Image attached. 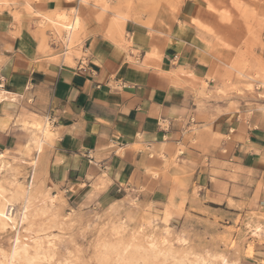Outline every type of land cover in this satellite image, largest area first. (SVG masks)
<instances>
[{
    "label": "crops",
    "instance_id": "1",
    "mask_svg": "<svg viewBox=\"0 0 264 264\" xmlns=\"http://www.w3.org/2000/svg\"><path fill=\"white\" fill-rule=\"evenodd\" d=\"M67 6L66 0H34L25 6L31 12L18 10L16 20L8 9L0 11V139L23 146L32 138L24 122L46 121L53 136L36 158L47 185L90 205L117 201L143 183L140 199L164 205L171 187L143 176L149 159L138 148L170 152L180 145V159L192 164V181L199 177L208 189L201 154L186 138L196 126L205 129L204 136H220L212 149L216 160L264 182V113L232 111L238 107L233 100L198 95L208 36L191 20L206 23L202 8L183 6L164 33L128 19L117 34L108 30V21L86 16L72 50L79 55L66 62L65 51L46 42L50 33L42 32L33 15Z\"/></svg>",
    "mask_w": 264,
    "mask_h": 264
},
{
    "label": "rangeland",
    "instance_id": "2",
    "mask_svg": "<svg viewBox=\"0 0 264 264\" xmlns=\"http://www.w3.org/2000/svg\"><path fill=\"white\" fill-rule=\"evenodd\" d=\"M33 1L0 0V11L8 9L16 20L18 10L31 12L25 6ZM66 1L65 10L33 15L39 19L42 32L50 33L46 42H54L65 51L66 62L72 55H79L72 50L79 46L80 29L74 43L78 41L67 45L58 24L63 21L57 19L61 14H67L70 20L78 9L81 26L83 18L91 16L101 23L108 21L110 28L115 13H119L125 18L120 19L121 31L124 22L133 19L164 33L170 31L183 6L202 8L206 23L191 20L208 36L202 54L205 61L199 62L201 77L196 78L198 95L218 102L233 100L236 103L232 107H238L232 111L258 109L264 113V0ZM33 121L38 129L28 127L36 141L29 151L25 150L27 143L7 144L0 139L1 185L9 190L20 188L33 196L27 220H20L25 208L22 198L6 206L17 224L0 230V255L10 253L18 239V243L29 246L36 241L43 244L51 258L41 264H264V182L249 171L216 160L212 149L219 135L204 136L205 129L196 126L186 136L189 145L201 154L200 172L207 176L208 189L201 178L192 181L193 170L188 166L192 164L180 159L184 146L174 145L170 152L141 146L138 150L149 159L143 165V176L163 179L171 187L166 204L140 199L142 183L126 189L117 201L88 205L67 199L63 192L45 183L36 151L42 145L41 154L53 134L46 121ZM45 123L47 132L51 131L48 139L41 134ZM46 197L54 201L53 210L48 208ZM185 200L188 205L184 208ZM126 244L130 245L125 256L129 260L119 263L118 253ZM151 245L162 252H150Z\"/></svg>",
    "mask_w": 264,
    "mask_h": 264
},
{
    "label": "bare ground",
    "instance_id": "3",
    "mask_svg": "<svg viewBox=\"0 0 264 264\" xmlns=\"http://www.w3.org/2000/svg\"><path fill=\"white\" fill-rule=\"evenodd\" d=\"M77 10L78 9H75L74 10V15H73V17L70 20H68L67 14H61V15L57 16V19H59V21L60 20L63 21L61 23L58 22V24L62 28L61 29L62 32H63L62 33V37L66 41L67 45H73L74 41L76 40V37L78 36L76 33L80 29V27H81V17L78 16ZM120 19H125V18L123 16H121V14L115 13V19L112 20L110 22V25H109L110 26V28H109L110 31H113V32H115L117 34H120V32L122 30V29L120 30V28H121L120 27ZM113 37H115V36H113ZM149 57H150V55H149ZM154 57L152 56V58H154ZM30 125L33 126V127H35V129L38 127L37 126L38 123L36 121L31 122ZM22 127L25 128V129H28V127H30V126H27L25 124V122H24V124L22 125ZM47 129H48V127L46 126V123H45L44 126H43V128H42V133L41 134H42V136H45L46 139H48V137L50 136V133H51V131H50V133H48L47 132ZM34 134H32L33 136L31 135L32 136L31 140L28 141L27 144H26V146H25L26 147L25 148L26 151H29L30 148H31V146L36 142L35 141V135ZM52 136H51V138H52ZM43 140L44 139H40V142L41 141L43 142ZM44 143H45V141H44ZM41 146L39 145L38 151H40ZM32 197L33 196H32L31 193L30 194H28L27 192L25 193L20 188H14V190H9V189L4 188L1 185V183H0V230L5 229L7 226H9V227L12 228V227H14L17 224V219L15 218V216H12V215H10V213L8 214L6 212V206H9V207L12 206L11 204L13 202L19 200V198H22L23 199L24 206H25L24 211L22 213V216H21L20 220H27L29 218L30 214L28 213V210H29V207L32 205ZM46 198L47 199L49 198V207L48 208L51 209V210H53V208H54V201L50 197H46ZM256 230H259V227L258 226H257V229ZM17 240L18 239L15 240L16 243H15V245L12 248V250H11L10 253L1 252L0 257H2V260H0V264L6 263L7 260H8V264H41L44 261H45V263L48 262L49 261V258H51L47 254L46 248L43 246V244L41 242H37L36 241V242H34L33 245L29 246V245H27L25 243H18ZM46 242L47 243H50L48 240H46ZM152 244L153 245H156L154 243H152ZM153 245H151V248L148 247V248H150L149 251L150 252L152 251L154 253L160 254L162 251L161 250H157L155 248L156 246H153ZM128 247H130V245L129 244H126L124 246L123 250H122V253H118L117 261L119 263H126V262H128L129 258L127 259L125 257L126 256V250H127ZM136 247H139L140 248L141 246L140 245H138V246L136 245ZM142 248H143V250H145L144 247H142ZM145 251H147V249ZM149 257H151V256H149ZM220 261H222V263H223V262H225V259L222 257L220 259ZM206 264H211V263H206ZM225 264H228V263L225 262Z\"/></svg>",
    "mask_w": 264,
    "mask_h": 264
},
{
    "label": "built area",
    "instance_id": "4",
    "mask_svg": "<svg viewBox=\"0 0 264 264\" xmlns=\"http://www.w3.org/2000/svg\"><path fill=\"white\" fill-rule=\"evenodd\" d=\"M1 82H2V79L0 78V87L2 86Z\"/></svg>",
    "mask_w": 264,
    "mask_h": 264
}]
</instances>
